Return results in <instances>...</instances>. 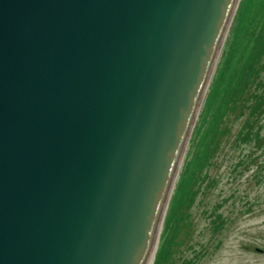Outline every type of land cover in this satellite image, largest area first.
Listing matches in <instances>:
<instances>
[{"label":"water","instance_id":"1","mask_svg":"<svg viewBox=\"0 0 264 264\" xmlns=\"http://www.w3.org/2000/svg\"><path fill=\"white\" fill-rule=\"evenodd\" d=\"M241 0H0V264H149Z\"/></svg>","mask_w":264,"mask_h":264},{"label":"rangeland","instance_id":"2","mask_svg":"<svg viewBox=\"0 0 264 264\" xmlns=\"http://www.w3.org/2000/svg\"><path fill=\"white\" fill-rule=\"evenodd\" d=\"M240 2L190 139L153 264H264V139L259 146L255 140L237 141L245 117L230 115L228 132L219 137L211 157L219 122L243 84L244 68H251L261 51L254 47L264 31V0ZM196 128L202 133L195 136ZM176 224L181 232L174 230Z\"/></svg>","mask_w":264,"mask_h":264},{"label":"trees","instance_id":"3","mask_svg":"<svg viewBox=\"0 0 264 264\" xmlns=\"http://www.w3.org/2000/svg\"><path fill=\"white\" fill-rule=\"evenodd\" d=\"M260 36L261 42L254 47V50L256 47H258L257 50L261 47V51L259 53L257 52V56L255 57V61L258 57L259 60L256 63L254 61V67L252 66L249 69H247V67L244 68L245 74L243 72V84H240L239 87H237L235 96L232 102L229 103V108L225 111L223 120H220L221 122H219L220 129L215 138L216 141L213 149L211 150V157L213 156L214 148L221 143L219 137L228 132L227 125L231 119L230 115L236 118L245 117L236 134L237 141L247 142V140H255L259 146L264 139V132L262 131L264 125L262 122V118H264V31ZM215 108L216 107L212 108V110ZM201 116L202 113L200 114V117ZM201 133V129L196 128L194 135L196 136ZM194 140L195 138L192 139V141ZM179 228L182 227L179 226V224H176L174 230L176 232H181Z\"/></svg>","mask_w":264,"mask_h":264},{"label":"bare ground","instance_id":"4","mask_svg":"<svg viewBox=\"0 0 264 264\" xmlns=\"http://www.w3.org/2000/svg\"><path fill=\"white\" fill-rule=\"evenodd\" d=\"M201 112V111H200ZM153 257L150 256L149 264L152 263Z\"/></svg>","mask_w":264,"mask_h":264}]
</instances>
